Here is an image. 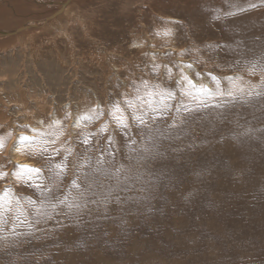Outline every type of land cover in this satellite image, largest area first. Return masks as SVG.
Returning <instances> with one entry per match:
<instances>
[{
    "label": "rangeland",
    "instance_id": "obj_1",
    "mask_svg": "<svg viewBox=\"0 0 264 264\" xmlns=\"http://www.w3.org/2000/svg\"><path fill=\"white\" fill-rule=\"evenodd\" d=\"M43 1L0 0L1 29L45 19L56 6ZM69 9L38 32L0 39V171L8 173L0 195L10 190L12 209L0 216V264H264V95L212 96L209 107L196 109L176 83L183 70L214 92L211 73L227 91V78L239 75L246 92L249 85L264 92L260 72L248 71L264 55V0H78ZM169 19L179 21L167 25L173 35L156 36ZM142 81L177 97L154 122L145 109L164 132L152 154L141 148L148 130L130 113L127 131L108 115L113 103L143 90ZM174 118L179 126L167 130ZM44 140L56 142L34 154ZM62 161L67 168L56 176ZM18 164L40 171L18 179ZM74 180L84 192L77 202L88 200L87 207L52 209L65 196L72 202ZM109 191L105 213L92 202Z\"/></svg>",
    "mask_w": 264,
    "mask_h": 264
},
{
    "label": "snow or ice",
    "instance_id": "obj_2",
    "mask_svg": "<svg viewBox=\"0 0 264 264\" xmlns=\"http://www.w3.org/2000/svg\"><path fill=\"white\" fill-rule=\"evenodd\" d=\"M257 5L255 4H250L249 7L255 8ZM237 11H244L243 8H237ZM233 13H228V15H232ZM219 17H217L218 19ZM179 21L175 20H163V24L165 27L157 31L155 33L156 36L158 37H170L173 35V31L171 28L167 27L168 24H177ZM137 45H134V47ZM154 59V58H153ZM186 68H191V64H186ZM160 69V65L153 63L152 64V71L153 72H158ZM165 70L168 75V77L171 79L172 78V71L170 68H168L165 65ZM248 71L252 74H255L256 71H259L261 74V83L264 84V55L261 56V59L259 61V67H257V63L253 62L251 66L249 67ZM201 74L200 73H195V76L199 77ZM209 76H211L212 81L216 85V90L213 92L206 84L200 83L197 84L193 78H191L187 73H185L183 70H181L179 74V79L176 81L177 86L179 87L180 90V95L187 98L189 103L195 102V107L196 109L199 108H207L210 106L211 102V97L212 96H227L230 98L231 102L232 100L236 99H245L246 96H252V95H264V92H254L252 89H255L259 87L258 85H249V90L246 92L245 87L243 86V78L237 75L235 78L228 77L229 82L231 83L232 87L228 89L227 91H221L220 90V85H219V80L216 76L212 75L211 73H208ZM183 82V84H181ZM143 85V90L139 87L134 88L133 92L134 94L131 96L126 97L122 104L121 102H116L113 103L111 110L108 112V115L112 117L113 122L117 126V128L127 131L130 128L129 124V116L125 115L126 112L130 113L131 115V120L133 123H137L138 125L142 126L143 128L147 129V135L144 136L143 138L150 141V143L147 144H142L141 148L145 153L152 154L156 151L157 148V143H158V137H163L164 132H162L159 128H153L152 124L149 119H146L145 117L147 116V111L145 109L150 110L151 112L155 113L151 117V121L154 122L156 119V116L161 115L164 110L169 109L172 107L171 104L168 103L170 100H175L176 94L168 89L161 88L160 85H155V86H149L148 81H142ZM155 99V103H154ZM213 106L215 107H221L222 104H214ZM177 110H179V103L176 105ZM99 110V106L96 107V109H89V113H95ZM193 108L188 107L187 105L184 106L183 111L185 113L191 114L193 111ZM166 114V113H165ZM83 119L86 120H91L92 115H85L82 117ZM54 124H59L60 121H53ZM179 123H183V121H179ZM179 126V124L175 121L170 125L167 126V130H172L175 129ZM27 127V126H25ZM108 130V125L102 124L100 126L99 131L104 132ZM33 132H37V129H32ZM251 131V130H248ZM11 135V133H9ZM44 135L41 133V136ZM47 135H52V133H48ZM59 135H63V132H60ZM167 138V137H165ZM235 138V137H234ZM20 140L22 141H28V140H39L40 137H29L26 135L21 134L19 137ZM109 140H112V137H108ZM130 141L132 144H135L136 141L131 140ZM56 141H47L44 140L39 144V147L35 149L34 154L36 155H41L43 153L48 152L47 144L52 143L54 144ZM84 143L87 144L89 143V140L87 138V135H85ZM0 147H2V140H0ZM31 150V149H30ZM135 151V149H132ZM58 149H54L53 152H57ZM71 149H68L66 152L67 154H70ZM103 160L101 158L97 159V164H102ZM17 168L21 169L22 171L19 173H13L14 175L17 176L19 179L21 175H24L25 172L27 173H38L40 171L39 168H34L31 165L27 164H18L16 165ZM54 168L57 170L55 175L60 176L64 173V170L67 168V163L62 161L61 163L55 164ZM122 170L121 168H117L115 170V175L117 177L119 176L120 172ZM8 175L7 172L0 171V178L6 177ZM32 177L30 176H25V180H31ZM73 188L77 189V195L72 197V202H68L67 196H65L64 199H57L55 203L50 204V207L52 209H56L57 205H66L69 210H75L77 213L82 211L84 208L87 207L89 201L84 200L83 203H78L77 201L81 200L84 197V192L79 191L80 189V184L77 183L75 180L72 182ZM33 187L40 189L41 191H50V189H42L40 184H34ZM9 189H4L3 194L0 195V216L3 215L4 212L6 211H11V199L9 197ZM86 191V190H85ZM113 200V196L111 191H109V195L104 197L103 200L100 201H93L92 203L97 204V209L99 210L100 206L103 205V211L105 213L108 212V207L107 205ZM31 203L32 201L29 200ZM115 202L120 203L119 197H115ZM19 211V209H17ZM39 216H45L48 215V218L50 217V214H46L44 212L38 211L37 213ZM14 219H19V217H14ZM23 223V221H20ZM7 223V221H5ZM13 235H16L17 233L13 232Z\"/></svg>",
    "mask_w": 264,
    "mask_h": 264
},
{
    "label": "bare ground",
    "instance_id": "obj_3",
    "mask_svg": "<svg viewBox=\"0 0 264 264\" xmlns=\"http://www.w3.org/2000/svg\"><path fill=\"white\" fill-rule=\"evenodd\" d=\"M7 1L8 2L17 1V2H21V3H25L27 5L30 1H32L33 3H37L40 0H30V1L29 0H6V2ZM76 1H78V0H64V3H63L62 7H61V5L59 6V4L53 3L57 7V8L55 7V9H54L55 11L51 12L49 14L47 13L48 14L47 17H45V19L40 20L39 22H35V21L30 20V21H28L26 23H23V24L19 25L15 29H6V28L1 29L2 27H0V39L3 42L4 41H10L12 38H15V40H17V38H19L20 36L24 37V36H28L29 34H31L33 32H38L43 27H45V25H48L51 22H54L58 17L66 15L70 11V9H69L70 8V4H73ZM59 8H60V10H59ZM140 44H141V42H140ZM137 45H139V43ZM201 82H199L198 84H200ZM0 113H1L2 119L6 118V115L3 112L0 111ZM10 148L11 147H9V149ZM20 151L21 150H20L19 146H12L11 152H12L13 157H16V158L20 157Z\"/></svg>",
    "mask_w": 264,
    "mask_h": 264
},
{
    "label": "water",
    "instance_id": "obj_4",
    "mask_svg": "<svg viewBox=\"0 0 264 264\" xmlns=\"http://www.w3.org/2000/svg\"><path fill=\"white\" fill-rule=\"evenodd\" d=\"M44 3H46V4H53V3H51V2H49V1H47V0H45V1H43ZM61 5V7L63 6V3L62 2H60L59 3V6ZM59 10H60V8H59ZM16 31V30H15Z\"/></svg>",
    "mask_w": 264,
    "mask_h": 264
}]
</instances>
